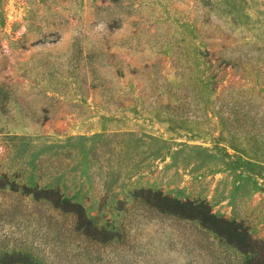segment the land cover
Listing matches in <instances>:
<instances>
[{"label": "rangeland", "instance_id": "rangeland-1", "mask_svg": "<svg viewBox=\"0 0 264 264\" xmlns=\"http://www.w3.org/2000/svg\"><path fill=\"white\" fill-rule=\"evenodd\" d=\"M148 189L264 242V0H0V264L254 256Z\"/></svg>", "mask_w": 264, "mask_h": 264}, {"label": "trees", "instance_id": "trees-1", "mask_svg": "<svg viewBox=\"0 0 264 264\" xmlns=\"http://www.w3.org/2000/svg\"><path fill=\"white\" fill-rule=\"evenodd\" d=\"M144 193L147 194V197H153V206L159 210L178 214L185 218L197 219L202 226L213 230L217 235L225 238L227 242L236 246L239 250L244 252H254V256L246 264H264V242L248 238L245 230L240 228L235 221L217 216L204 201L194 202L189 200H179L163 195L159 191H153L150 189L145 190ZM51 194L56 195V198L52 199L50 197ZM35 197H44L58 208H62L64 203H68L78 210V212H75L77 218L83 216V212L81 213L82 208L79 204L69 202L61 203V197L57 191L53 189L36 191ZM252 243L258 245L257 248L261 251L257 252L256 250H253Z\"/></svg>", "mask_w": 264, "mask_h": 264}]
</instances>
